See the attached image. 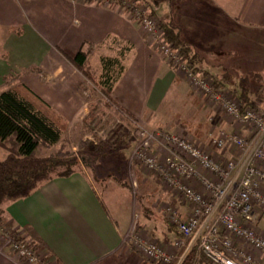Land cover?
Here are the masks:
<instances>
[{
	"label": "crops",
	"instance_id": "0c3cea01",
	"mask_svg": "<svg viewBox=\"0 0 264 264\" xmlns=\"http://www.w3.org/2000/svg\"><path fill=\"white\" fill-rule=\"evenodd\" d=\"M171 18L213 74L220 76L226 69L231 74L233 68H239L241 76L249 75L248 65L264 59V53L254 55L257 43L264 48V0H181ZM108 35L132 45L111 97L134 117L159 107L169 92L186 89L181 75L146 43L136 21L117 6L106 7L94 0H0V85L7 64L19 66L27 55L35 67L22 75L21 82L68 120L74 113L69 107L82 104L78 90L83 78L60 51L74 54L83 43L99 45ZM258 72L264 73V67ZM240 77L232 78L233 83ZM201 105L192 103L197 111ZM216 156L239 163L227 150H217ZM178 206L185 217L187 207ZM3 209L5 224L25 241L35 243L51 264H95L113 254L130 264H153L124 241L132 226L139 229L132 223V210L121 222L112 216L83 171L53 178ZM148 221L159 244L179 260L185 239L175 249L173 243L180 237L177 231L165 221L160 225ZM257 230L264 235V217L257 222ZM0 264H21L1 242Z\"/></svg>",
	"mask_w": 264,
	"mask_h": 264
},
{
	"label": "rangeland",
	"instance_id": "374dc122",
	"mask_svg": "<svg viewBox=\"0 0 264 264\" xmlns=\"http://www.w3.org/2000/svg\"><path fill=\"white\" fill-rule=\"evenodd\" d=\"M115 2L119 3V5L125 2L131 6H129L128 10L117 6ZM109 4V6L114 5L120 10L122 9L131 20L136 21L146 43L152 45V40L144 34L138 21H141L143 17L153 19L157 33L160 34L161 32L162 34L159 27L160 21L170 22L175 25L171 14L176 15L181 6V0H112ZM163 12L169 14V16H164ZM176 26L179 27L178 24ZM206 28L211 29L212 27ZM179 29L181 30L180 27ZM190 45L194 48L192 44ZM257 46L258 48L255 49L254 55L264 53V51H260L261 49L264 50L263 46L258 43ZM152 48L181 75V80L186 84V89L180 88L176 89L174 93L169 92L159 107L144 111L138 117H134L129 112L128 114L130 115L128 116L117 109L119 104L111 96L114 101H109L98 88L94 87L73 66L83 78L78 90L82 97V104L80 101V106L69 107L74 113H70V116H67L68 120L65 121L63 141L49 149L39 150L38 154L55 153L59 148L70 151L78 164L77 169L80 172L83 171L85 176L94 184L98 196H100L108 212L112 216L118 217L121 222L126 220L132 210V223L141 226L145 236H148L147 238L150 241L159 244V241L153 236L152 231L148 227L151 222H147V220L153 221L157 225L162 224L161 221H165L168 224L163 211L164 208L172 206L178 211V204L182 205L183 203L170 187L162 183L161 180L142 167L136 160V148L145 141L147 133L160 131L179 135L209 152H215L217 155V149L212 147L211 140L218 130L238 133L247 138L252 129L242 127L243 124L234 121L221 109L218 103L211 102L210 97L204 95L175 65H172L165 56L160 54L155 44L152 45ZM109 53L107 49L93 45L88 57L89 67L98 68L99 57ZM262 57L264 58V56ZM29 62V57L26 55L21 61L23 64L19 66L12 65V63L7 64L8 72L6 73L14 77L7 83L2 80L0 92L5 90L7 86L22 83L21 79L25 76L22 75L28 73L29 68L35 67L34 63ZM13 63L15 64L14 61ZM203 64L204 62L202 61ZM262 66L264 67V59L252 61V64L247 67L250 72L248 73L249 75L244 76H241L239 68L232 67L231 74L226 69L230 75L231 83L229 82L228 86L224 88H212L220 95L223 101H235L241 109L247 108L256 114L264 116V105H259V102L264 101V73L258 72ZM203 67L205 66L203 65ZM208 71L212 73L211 70ZM239 77L240 79L245 77L248 79L249 97L254 107L247 106L242 108L236 94L232 91L235 84L239 81L233 83L232 78L237 79ZM193 101L202 103L201 110L198 109L197 111V108L192 106ZM59 114L61 115V113ZM241 129L245 130V133H242ZM149 142L150 152L162 161L169 153L165 148L166 146L164 147L159 141L150 140ZM224 150H227L232 158L240 159L236 148L227 146ZM4 156L5 151L0 148V159ZM146 215L151 217L148 218ZM142 222H146L147 225L145 223L142 225ZM0 225L6 226L3 223ZM169 226L172 227L171 225ZM135 230L142 232L140 228ZM128 246L133 248L131 245ZM133 249L136 250L135 248ZM137 253L140 255L139 252Z\"/></svg>",
	"mask_w": 264,
	"mask_h": 264
},
{
	"label": "built area",
	"instance_id": "2783aa9c",
	"mask_svg": "<svg viewBox=\"0 0 264 264\" xmlns=\"http://www.w3.org/2000/svg\"><path fill=\"white\" fill-rule=\"evenodd\" d=\"M94 1L107 7L112 0ZM121 4L117 3V6L124 9L131 6L125 2ZM138 22L160 54L210 97L211 102L218 103L234 121L252 131L247 138L223 130H218L212 137V147L217 150L227 146L236 148L239 163L230 159L221 161L214 153L179 135L160 131L147 133L145 141L136 148L135 158L170 187L187 207L185 217L172 206L163 210L168 225L180 235L173 247H180L183 239L187 242L180 259L175 260V254L150 241L142 230L138 232L133 226L124 241L153 264L174 261L179 264L193 245H197L206 264H262L264 235L258 232L257 222L264 217V116L247 108L241 109L235 101H223L213 90L212 80L194 74L179 52L164 42L153 19L143 17ZM150 140L159 141L169 151L162 161L150 152ZM7 228L0 225V242L10 248L21 264H51L36 245L17 239Z\"/></svg>",
	"mask_w": 264,
	"mask_h": 264
},
{
	"label": "trees",
	"instance_id": "16d2710c",
	"mask_svg": "<svg viewBox=\"0 0 264 264\" xmlns=\"http://www.w3.org/2000/svg\"><path fill=\"white\" fill-rule=\"evenodd\" d=\"M159 27L162 39L179 52L186 66L194 74L201 78H210L214 89L227 87V84L231 83L226 70L219 76L203 67V58L181 37L178 26L160 21ZM92 47V44L83 43L74 54L63 51L60 53L109 101H114L110 96L126 69L132 45L113 35L106 36L98 47L107 49L110 53L99 57V67L96 69L89 67L88 64ZM13 77L7 74L3 81L7 83ZM232 91L242 108L254 107L249 97V82L246 77L239 79ZM117 109L130 115L120 106ZM65 121L56 110L22 83L7 86L0 92V148L5 151V156L0 159V224H5L3 208L8 203L30 196L42 184L53 178L68 177L74 172H79L76 159L68 150L59 148L55 153L38 154L39 150L49 149L63 141ZM6 226L9 227L7 224ZM137 228L141 226L137 225ZM10 233L25 242L16 230L11 228ZM206 263L207 260L201 255L197 245H193L179 264ZM95 264L130 263L123 261L120 255L113 254ZM170 264H175V261Z\"/></svg>",
	"mask_w": 264,
	"mask_h": 264
}]
</instances>
